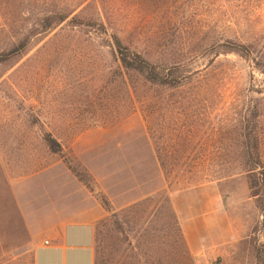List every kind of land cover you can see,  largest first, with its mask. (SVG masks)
Wrapping results in <instances>:
<instances>
[{
	"label": "rangeland",
	"instance_id": "1",
	"mask_svg": "<svg viewBox=\"0 0 264 264\" xmlns=\"http://www.w3.org/2000/svg\"><path fill=\"white\" fill-rule=\"evenodd\" d=\"M86 8L108 35L71 22ZM114 35L171 84L126 71ZM259 159L264 0H0V264H33L13 186L57 163L109 202L96 264H264ZM209 182L243 237L192 254L170 195Z\"/></svg>",
	"mask_w": 264,
	"mask_h": 264
},
{
	"label": "crops",
	"instance_id": "2",
	"mask_svg": "<svg viewBox=\"0 0 264 264\" xmlns=\"http://www.w3.org/2000/svg\"><path fill=\"white\" fill-rule=\"evenodd\" d=\"M13 188L17 212L35 247L33 264H96L97 225L108 215L98 193L93 194L63 163ZM243 188L247 190L246 185ZM170 201L192 254L221 249L243 237L245 221H235L221 182L173 192Z\"/></svg>",
	"mask_w": 264,
	"mask_h": 264
},
{
	"label": "trees",
	"instance_id": "3",
	"mask_svg": "<svg viewBox=\"0 0 264 264\" xmlns=\"http://www.w3.org/2000/svg\"><path fill=\"white\" fill-rule=\"evenodd\" d=\"M86 9L82 10L79 15H77L71 22L75 24V26H86L88 28H100L101 31H103L106 35H108V30L103 23L102 20H97L94 17H84L86 15ZM80 16L83 17V19H80ZM111 37V44L117 49V51L121 54V61L124 69L126 71L134 72L136 74H140L148 83L156 84V83H168L171 84V82H168L165 78L169 77L170 74L164 75L158 72L157 68L152 65L148 60H146L141 54L137 52H131L129 48H127L120 37L117 35L110 36ZM250 49V47H247ZM241 49H246L245 46H239V48H230L226 52H235L239 53L240 55H243V57H250L248 53H244ZM174 85V84H173ZM49 148L57 154H61L63 152L62 147L59 145V143L53 139L51 136L46 140ZM71 171L75 174V176L93 193L95 194L94 188L89 183V174L85 171H78L77 169H74L72 166H70ZM252 176H251V182H250V189L252 192V198L255 199H262L264 197V165L261 161V159L258 160V163H256L253 166V169L251 170ZM101 201L103 202V205L105 206V209L110 212V205L109 202L106 200L105 197L99 196ZM263 207V215H264V204L261 206ZM102 223V222H101ZM104 223V222H103ZM263 231H264V221H263Z\"/></svg>",
	"mask_w": 264,
	"mask_h": 264
}]
</instances>
